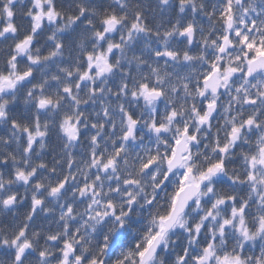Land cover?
Masks as SVG:
<instances>
[{
  "label": "snow or ice",
  "instance_id": "snow-or-ice-1",
  "mask_svg": "<svg viewBox=\"0 0 264 264\" xmlns=\"http://www.w3.org/2000/svg\"><path fill=\"white\" fill-rule=\"evenodd\" d=\"M0 264H264V0H0Z\"/></svg>",
  "mask_w": 264,
  "mask_h": 264
}]
</instances>
